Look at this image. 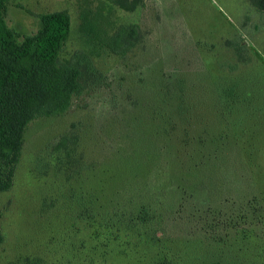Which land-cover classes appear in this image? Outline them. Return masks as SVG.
Segmentation results:
<instances>
[{
    "label": "rangeland",
    "instance_id": "obj_1",
    "mask_svg": "<svg viewBox=\"0 0 264 264\" xmlns=\"http://www.w3.org/2000/svg\"><path fill=\"white\" fill-rule=\"evenodd\" d=\"M99 1L114 12L119 26L137 24L140 40L126 56L95 59L103 80L75 98L66 114L29 124L12 186L0 192V264H153L155 243L133 235L113 242L96 234L102 230L99 222L81 219L83 207L89 209L96 200L76 196L89 190V179L93 182L91 175L73 174L79 164L73 165L68 156L73 151L64 148V140H77L82 164L105 173L106 161L126 148L124 109L130 94L160 90L155 86L162 80V90L174 91L172 79L177 76L186 79L189 90L187 76L209 75L224 83L245 72L264 75V12L250 0H143L133 11L116 0H8L6 21L15 32L32 35L40 28L41 15L66 11L72 32L61 58L68 60L84 44L79 33L82 9ZM261 84L264 88V76ZM244 124L263 128L254 138L239 137L248 152L239 145L228 150L223 146L215 154L204 151L206 166L187 191L178 185L175 150L152 168L146 179L150 187L133 182L122 190L128 198L148 192L162 199L161 205H152L163 218L160 226L151 225V233L219 238L243 228L249 246L255 241L264 248V118ZM257 253L251 248L249 259L254 261ZM259 260L264 264V253Z\"/></svg>",
    "mask_w": 264,
    "mask_h": 264
},
{
    "label": "trees",
    "instance_id": "obj_2",
    "mask_svg": "<svg viewBox=\"0 0 264 264\" xmlns=\"http://www.w3.org/2000/svg\"><path fill=\"white\" fill-rule=\"evenodd\" d=\"M250 1L264 12V0ZM7 2L0 0V192L12 186L29 124L66 114L75 98L103 80L94 60L108 55L126 56L140 40L137 24L119 26L104 1L93 7L94 3L88 2L80 13L79 33L84 44L68 60H63L61 55L72 32L70 15L66 11L41 15L38 31L23 36L8 26ZM114 3L133 11L143 5V0ZM263 76L245 72L224 83L209 75L187 76L189 90L185 89L186 79L177 76L172 79L177 87L174 91L162 90V80L155 86L163 87L160 90L130 94L124 109L128 113L126 148L106 161L105 173L100 174V167L95 165L82 164L76 152L77 140L72 144L64 140V148L73 151L68 152L73 165L79 164L73 174L86 178L91 175L93 182L90 184L89 179V190L79 191L76 196L80 201L93 196L96 200L89 209L83 207L81 219L99 222L102 230L96 234L113 242H120L122 235H133L155 243L158 253L153 264H261L264 248L255 241L254 246H249L243 228L235 229L233 236L219 238L151 233V225L160 226L159 218H163L152 205H161L162 199L148 192H134L128 198L122 190L133 186V182L140 188L150 187L146 179L152 168L174 150L179 154L178 185L184 191L188 184H197L195 177L206 166L201 158L204 151L215 154L223 146L228 150L239 145L242 152H248L239 137L254 138L262 128L244 123L264 118ZM251 248L258 250L254 261L249 259Z\"/></svg>",
    "mask_w": 264,
    "mask_h": 264
}]
</instances>
